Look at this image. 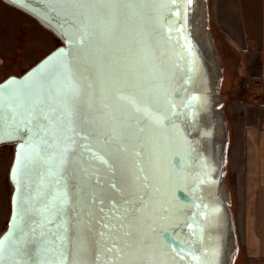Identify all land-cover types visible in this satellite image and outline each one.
Returning a JSON list of instances; mask_svg holds the SVG:
<instances>
[{"label":"water","instance_id":"95a60500","mask_svg":"<svg viewBox=\"0 0 264 264\" xmlns=\"http://www.w3.org/2000/svg\"><path fill=\"white\" fill-rule=\"evenodd\" d=\"M3 1L36 19L63 46L0 87L11 79L31 81L49 59L60 51L69 52L62 33L75 22L70 8L53 0H22V6ZM195 6L196 0L191 5L187 0L177 4L140 0L127 11L116 6V11L104 17L89 13L91 30L102 32L103 40L93 38L76 47L71 62L73 82L59 71L47 90L34 94L36 108L56 118L52 126L56 136L41 157L20 172L19 149L25 139L23 130L14 132L13 128L22 115L5 107L0 145L14 143L16 152L10 175L14 188L11 218L0 238L11 236L4 264H224L229 225L219 190L220 157L209 70L192 32ZM176 9H180L178 17L173 15ZM181 25L191 42L193 72L189 71L193 57L177 31ZM98 75L113 81L134 80L137 87H122L124 94L143 104L159 100L164 105L161 116L168 119L162 124L140 119L126 100L116 99L107 89L101 93ZM89 80L94 84L91 95L84 89ZM76 85L83 91L70 125L64 101ZM193 93L201 97L200 102L194 109L185 108L184 102ZM169 97L177 105L175 114L167 106ZM104 104L117 119L104 115ZM122 110L127 118L119 119ZM69 127L92 135L88 140L77 137L75 150L62 159L60 149L71 135ZM110 134L114 139L105 143ZM193 201L201 207H193ZM204 204L209 205L206 218L199 215L205 211ZM192 218L197 223L189 229ZM198 227L204 229L202 234ZM113 245L117 247L108 252ZM181 246L186 251L178 254Z\"/></svg>","mask_w":264,"mask_h":264},{"label":"rangeland","instance_id":"374dc122","mask_svg":"<svg viewBox=\"0 0 264 264\" xmlns=\"http://www.w3.org/2000/svg\"><path fill=\"white\" fill-rule=\"evenodd\" d=\"M201 1L204 2L206 9L210 0H196L193 21L195 25L192 32L198 38L201 33L203 34L200 25L198 26ZM208 25L211 26L205 16L201 26L207 30ZM214 39L213 35L212 47L207 44L208 42L203 43L205 48L203 53L207 56L216 121V148L220 157L218 167L220 197L224 207V218L229 225L228 250L224 256V264H264V258L255 256L246 242L244 218L247 202L237 183V174L242 170V164L240 160L239 163H235L234 159L241 155V131L237 124L240 123L242 115H246L250 109L256 111L260 117V111L251 106L258 103L259 99L251 102L245 99L242 94L243 85L237 86L234 83L232 64L236 62L237 56L230 47H226L225 44L222 46L223 43L220 44L219 40L217 42V39L216 41ZM61 46L62 41L36 19L0 0V84L11 77H22L48 56L49 52L52 53ZM260 120L264 123L263 118ZM15 152L14 143L0 145V238L8 229L11 218L14 188L10 175Z\"/></svg>","mask_w":264,"mask_h":264},{"label":"snow or ice","instance_id":"6c2138e0","mask_svg":"<svg viewBox=\"0 0 264 264\" xmlns=\"http://www.w3.org/2000/svg\"><path fill=\"white\" fill-rule=\"evenodd\" d=\"M10 2L16 6H22V0H10ZM137 2H140V0H53L54 4L68 6L74 17L75 22L70 26V30L66 33H62V36L69 44L70 51H60L57 56L49 59L40 68V70L34 74L31 81L24 80L21 83L16 79H11L5 87H0V117H2L5 107H7L8 110L13 114L20 112L22 115V119H20L13 128L14 132H20L23 130V138L25 139V144L21 145L19 149L20 154L18 158L17 172H20L25 167H27V165L34 159L41 157L45 146L49 145L52 141V138L56 136V133L52 130V126L55 123L56 118H49L44 114L42 109L36 108L34 94L47 90L49 84L59 71H63L66 79L70 82H73L71 74V62L76 58V47L83 45L86 40L91 41L93 38L98 41L103 40L102 32H94L91 30V17L89 13H92L97 18H100L110 15L113 11H116V6H124L123 10L127 11ZM178 2L179 0H171L172 4H177ZM187 3L191 5L193 0H187ZM173 15L178 17L180 15V9H176V11L173 12ZM184 15L187 17V8L184 9ZM183 28L184 25H181L177 31L181 33V39L184 41L183 46L185 51L189 53V56L193 57V59L189 61V71L193 72L195 71L194 54L191 48L190 40H188V38L183 34ZM97 79L99 81L101 93H103V90L107 89L115 95L116 99L126 100L129 104H131L133 114H140V119L148 120L153 124H162L164 119H168V117L161 116L164 105L160 103L159 100L154 99L151 104H143L138 103L134 96L124 94V92L121 90L122 87L129 90L137 87L134 80L128 81L120 78L113 81L109 80L107 77L100 78L99 75ZM93 88L94 84L90 80L84 85V89H86L90 95L93 94ZM82 91L83 90L79 85L72 87L67 94V99L64 101V107L66 109L64 116L68 119L70 125L74 123L75 112L78 109ZM200 99L201 97L198 94L193 93L189 96L188 100L184 102V107L194 109L195 105L200 102ZM167 106L170 107L172 113L175 114L177 105L172 102L171 97H169L167 100ZM108 107L109 106L107 104L101 105V108L104 110V115L110 119H117V117L113 116L107 111ZM193 114V111L189 112V116H192ZM124 118L127 117L123 114L122 110V115L119 119ZM41 124L45 125L43 129H41ZM67 130L71 133V135L65 137V143L60 149L62 159H66L69 154L75 150L74 144L77 137L88 140L89 136L92 135V133L83 135L81 132H78L75 127H69ZM140 130L143 131V129ZM111 131L112 133H115L116 129L113 128ZM112 139H114V135L110 134L104 142L109 143ZM85 147L86 150L91 152L90 148L87 146ZM92 155L93 157L100 159V157L95 152H92ZM136 155H140V153L137 152ZM101 162L107 163L103 160ZM140 171L143 172V169L141 168ZM144 179L147 178L144 177ZM204 182V180H201V183ZM96 183H99V180H97ZM113 187H115V185H113ZM93 203H96V201H93ZM192 203L193 207H196L197 209L201 207V205H197L195 201ZM202 207L205 209V211L200 212L199 215L203 218H206L209 214V205L204 204ZM101 211H103V208H101ZM210 211L212 214H215L217 210L212 208ZM17 218H19V216ZM196 223L197 222L195 218H192L191 223H189L187 227L192 229ZM104 227L108 228L109 226L105 224ZM203 231L204 229L202 227H198V232L200 234H202ZM101 235H103V233H101ZM10 240L11 236L6 238V240H0V264H4L5 247ZM116 247V245H113L111 248L106 250L111 252ZM183 251H186V249H184L182 246L177 249L178 254ZM213 253L215 254V249H213Z\"/></svg>","mask_w":264,"mask_h":264},{"label":"crops","instance_id":"0c3cea01","mask_svg":"<svg viewBox=\"0 0 264 264\" xmlns=\"http://www.w3.org/2000/svg\"><path fill=\"white\" fill-rule=\"evenodd\" d=\"M208 4L206 9L204 2L199 5L198 26L203 34L197 35L210 47L213 35L222 46L230 47L237 56L232 64L235 85H243L247 101L258 100L262 88L251 82L253 78L264 80V0H210ZM205 16L211 24L207 30L201 26ZM240 120L241 155L234 159L242 164L237 183L247 202L245 238L254 255L264 258V123L253 109Z\"/></svg>","mask_w":264,"mask_h":264},{"label":"built area","instance_id":"2783aa9c","mask_svg":"<svg viewBox=\"0 0 264 264\" xmlns=\"http://www.w3.org/2000/svg\"><path fill=\"white\" fill-rule=\"evenodd\" d=\"M252 86H258L262 88V96L259 98V102L255 103L254 105H251L255 109H258L260 111V118L264 119V80L259 78H253L251 82Z\"/></svg>","mask_w":264,"mask_h":264},{"label":"bare ground","instance_id":"6f19581e","mask_svg":"<svg viewBox=\"0 0 264 264\" xmlns=\"http://www.w3.org/2000/svg\"><path fill=\"white\" fill-rule=\"evenodd\" d=\"M198 36V35H197ZM196 37V36H195ZM201 36H199V38L198 37H196L197 38V40H198V43L201 45V49H202V52L204 51L205 52V48H204V46H203V43H202V38H200ZM203 56H204V59L206 60V64H207V56H206V54L205 53H203ZM208 67V66H207ZM209 69V68H208Z\"/></svg>","mask_w":264,"mask_h":264}]
</instances>
